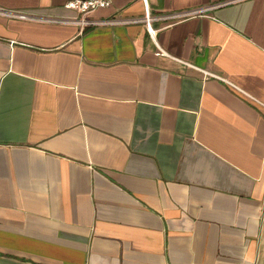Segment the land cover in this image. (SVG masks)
Listing matches in <instances>:
<instances>
[{
  "label": "crops",
  "instance_id": "crops-1",
  "mask_svg": "<svg viewBox=\"0 0 264 264\" xmlns=\"http://www.w3.org/2000/svg\"><path fill=\"white\" fill-rule=\"evenodd\" d=\"M87 18L0 15V264H264V0Z\"/></svg>",
  "mask_w": 264,
  "mask_h": 264
},
{
  "label": "built area",
  "instance_id": "built-area-1",
  "mask_svg": "<svg viewBox=\"0 0 264 264\" xmlns=\"http://www.w3.org/2000/svg\"><path fill=\"white\" fill-rule=\"evenodd\" d=\"M112 5V0H77L72 1L67 4L66 7H69L75 11H77L78 16L74 18H63V19H37L33 18L32 16H28L25 14H6L5 12L0 10V15H9L11 17L20 18L23 20H41L44 22H49L53 24H60V25H74L78 26L80 29H85L87 27L92 26H99V25H118L124 24L125 22H121L118 20H106V21H93L89 20L87 16L92 12L99 10V9H108ZM170 18V17H168ZM161 17H151L150 14L147 12L144 15L142 20L147 26H149L150 22L153 20H159ZM150 32V29H149Z\"/></svg>",
  "mask_w": 264,
  "mask_h": 264
}]
</instances>
